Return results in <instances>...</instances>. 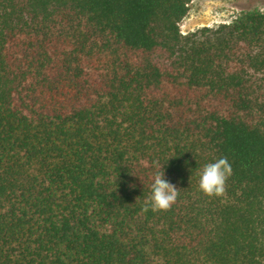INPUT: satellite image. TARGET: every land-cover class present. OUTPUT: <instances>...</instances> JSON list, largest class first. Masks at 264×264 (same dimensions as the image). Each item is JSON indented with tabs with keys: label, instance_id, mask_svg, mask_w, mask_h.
Here are the masks:
<instances>
[{
	"label": "trees",
	"instance_id": "trees-1",
	"mask_svg": "<svg viewBox=\"0 0 264 264\" xmlns=\"http://www.w3.org/2000/svg\"><path fill=\"white\" fill-rule=\"evenodd\" d=\"M190 1L0 0V264H264V11Z\"/></svg>",
	"mask_w": 264,
	"mask_h": 264
},
{
	"label": "clouds",
	"instance_id": "clouds-1",
	"mask_svg": "<svg viewBox=\"0 0 264 264\" xmlns=\"http://www.w3.org/2000/svg\"><path fill=\"white\" fill-rule=\"evenodd\" d=\"M232 174V167L227 157H220L215 162L206 163L199 172L198 189L207 196H221ZM150 194L144 200L142 211L147 213L166 212L171 209L179 196L178 188L165 178L163 170L154 174Z\"/></svg>",
	"mask_w": 264,
	"mask_h": 264
},
{
	"label": "rangeland",
	"instance_id": "rangeland-1",
	"mask_svg": "<svg viewBox=\"0 0 264 264\" xmlns=\"http://www.w3.org/2000/svg\"><path fill=\"white\" fill-rule=\"evenodd\" d=\"M250 10L264 11V0H191L179 29L185 35L203 27L228 23Z\"/></svg>",
	"mask_w": 264,
	"mask_h": 264
}]
</instances>
